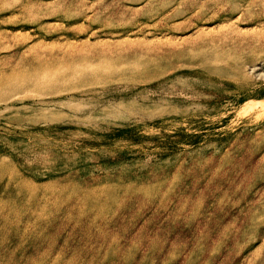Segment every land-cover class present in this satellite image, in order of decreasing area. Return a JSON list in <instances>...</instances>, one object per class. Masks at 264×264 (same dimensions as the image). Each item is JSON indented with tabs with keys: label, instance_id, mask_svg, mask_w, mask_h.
<instances>
[{
	"label": "rangeland",
	"instance_id": "rangeland-1",
	"mask_svg": "<svg viewBox=\"0 0 264 264\" xmlns=\"http://www.w3.org/2000/svg\"><path fill=\"white\" fill-rule=\"evenodd\" d=\"M0 264H264V0H0Z\"/></svg>",
	"mask_w": 264,
	"mask_h": 264
}]
</instances>
